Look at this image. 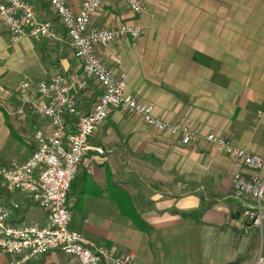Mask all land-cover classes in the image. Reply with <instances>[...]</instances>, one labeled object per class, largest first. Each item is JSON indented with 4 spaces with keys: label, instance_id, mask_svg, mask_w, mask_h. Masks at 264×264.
<instances>
[{
    "label": "crops",
    "instance_id": "obj_1",
    "mask_svg": "<svg viewBox=\"0 0 264 264\" xmlns=\"http://www.w3.org/2000/svg\"><path fill=\"white\" fill-rule=\"evenodd\" d=\"M25 1L38 20L50 21L53 37L25 36L13 43L0 22V166L25 162L34 148V131L47 125L31 109L25 119L17 116L20 82L81 71L47 0ZM65 1L73 12L83 2ZM142 1L148 14L136 17L118 0H103L91 27L132 23L145 33L97 47L100 61L116 76L126 74V93L150 105L159 120L190 125L203 136H222L264 156V29L241 28L238 15L225 14L224 4L239 0ZM100 93L89 81L76 97L81 114ZM88 142L102 147L104 155L84 154L66 209L70 227L94 247L116 255L133 252L136 264H255L259 238L242 218L254 202L232 196L233 178L251 175L239 161L215 152L203 139L181 145L118 108ZM9 194V200H0L18 204L10 225H44L45 213L36 204ZM128 199L145 230L125 212ZM11 259L2 255L0 264ZM26 264L77 262L53 250Z\"/></svg>",
    "mask_w": 264,
    "mask_h": 264
},
{
    "label": "built area",
    "instance_id": "obj_2",
    "mask_svg": "<svg viewBox=\"0 0 264 264\" xmlns=\"http://www.w3.org/2000/svg\"><path fill=\"white\" fill-rule=\"evenodd\" d=\"M118 1L133 16L148 14L142 0ZM47 2L65 30L81 71L37 83L24 79L18 86L17 116L25 119V110L31 109L35 116L46 120L47 125L34 131V150L25 162L0 166V182L7 192L28 197L45 213L46 220L42 226L10 225L9 218L18 204L4 205L0 200V256L12 257L7 264H26L58 250L73 257L77 264H136L133 252L116 255L103 247H94L70 227L71 214L66 209L67 193L84 154L91 150L104 155L102 147L89 144V138L107 121L111 110L118 108L128 116L139 118L152 130L176 138L181 145L206 140L215 152L239 161L251 172L246 178H233L232 196L254 202L243 209L242 218L243 223L256 230L259 238L255 264H264V156L235 146L222 136H203L190 125L163 122L154 116L150 105L126 93V74L116 76L97 57L96 49L107 48L122 38L138 39L145 33L142 26L124 23L111 28L91 27V19L101 10L103 0H83L77 12H73L65 0ZM0 22L13 43L25 36L53 37L50 21L38 20L25 0H0ZM91 80L99 85L101 93L90 111L81 114L76 97ZM67 119L75 120L70 131Z\"/></svg>",
    "mask_w": 264,
    "mask_h": 264
},
{
    "label": "rangeland",
    "instance_id": "obj_3",
    "mask_svg": "<svg viewBox=\"0 0 264 264\" xmlns=\"http://www.w3.org/2000/svg\"><path fill=\"white\" fill-rule=\"evenodd\" d=\"M232 5V8H231ZM225 14H236L241 28L264 29V0H239L234 4H224ZM33 211H37L33 209Z\"/></svg>",
    "mask_w": 264,
    "mask_h": 264
},
{
    "label": "trees",
    "instance_id": "obj_4",
    "mask_svg": "<svg viewBox=\"0 0 264 264\" xmlns=\"http://www.w3.org/2000/svg\"><path fill=\"white\" fill-rule=\"evenodd\" d=\"M74 123H75V120L67 119L66 125L68 128L67 129L68 131H70V129H71L70 125L72 126ZM33 150H34V148H33ZM0 199L5 200V202L10 199V194L1 185V182H0ZM121 208H122V211L124 213V206H121ZM125 212L137 224V226L139 228L144 229V230L146 229V225L143 222H141V220H139V218L135 215V212H134V209H133V206L131 204L130 199H128V201H127V208H126Z\"/></svg>",
    "mask_w": 264,
    "mask_h": 264
}]
</instances>
